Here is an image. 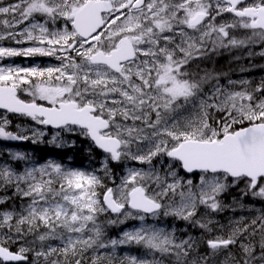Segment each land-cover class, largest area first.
<instances>
[{
	"label": "snow or ice",
	"instance_id": "6c2138e0",
	"mask_svg": "<svg viewBox=\"0 0 264 264\" xmlns=\"http://www.w3.org/2000/svg\"><path fill=\"white\" fill-rule=\"evenodd\" d=\"M0 41L57 62L0 65V141L94 165L0 147V264H264V77L214 66L264 70V0H0Z\"/></svg>",
	"mask_w": 264,
	"mask_h": 264
},
{
	"label": "flooded vegetation",
	"instance_id": "af4514ba",
	"mask_svg": "<svg viewBox=\"0 0 264 264\" xmlns=\"http://www.w3.org/2000/svg\"><path fill=\"white\" fill-rule=\"evenodd\" d=\"M225 19H229V17H225ZM225 54H228V53H225ZM220 57L217 58L214 66L216 65V68L219 69V66H220ZM38 59L40 60L39 62L41 63L39 66H48L50 64H56V60L54 58H51V57H38ZM43 60V61H41ZM256 64H264V60L260 59V58H256L255 61H254ZM219 63V64H218ZM248 66V62H246V66ZM238 68L236 69V67H230L229 69H236V71H238ZM247 73V75H258V77L255 78V80H259L261 77H264V70L260 69L259 67L255 68L254 70L252 71H249V72H245ZM242 78V77H241ZM240 78V79H241ZM14 120H21V119H14ZM22 121V120H21ZM23 122V121H22ZM14 129V127H13ZM51 138V131L48 130V134L43 137V142L41 143H36V144H33L31 143L30 141L28 142H25L22 146H9L8 148H11L13 151L18 149L20 151H24V149L22 147H25V144H29L30 146H32V152H37L38 154H46V157H42V159L40 160L41 162H43V160H46V159H54V156L53 154H57V153H65V152H75L76 153V150H79L81 153L83 154H86L85 152V148H87V141H82V140H77V145L75 148H57L55 145H52V144H49L47 143V141ZM27 149V148H26ZM87 155V154H86ZM88 163L85 162V163H79V164H74L73 167H85ZM117 172H120V169H117ZM118 182V181H117ZM102 219H106V217H102ZM130 226V225H129ZM122 229L121 228H109L108 229V234L109 236H118L119 235V232L121 231ZM134 247V246H133ZM131 247H124L122 248L123 250H127ZM125 253H122V256L124 255Z\"/></svg>",
	"mask_w": 264,
	"mask_h": 264
},
{
	"label": "trees",
	"instance_id": "16d2710c",
	"mask_svg": "<svg viewBox=\"0 0 264 264\" xmlns=\"http://www.w3.org/2000/svg\"><path fill=\"white\" fill-rule=\"evenodd\" d=\"M226 56H227V58L225 59ZM229 57H230L229 54H225L224 53L223 55H221L220 62H222V63L226 62L227 59L229 61L226 62L227 63L226 65H225V63H223V64L220 63L219 70L225 71V72H229L232 79H239L242 76L243 77H247L249 79H255L256 77H258V75H250V74L247 75V73L241 74L239 71H236L237 67H240V65L230 62L231 61L230 60L231 57L230 58ZM246 62H248V61L247 60H243L242 61L243 66H246ZM257 65H259V64H257ZM230 67H236V69H234V70L229 69ZM0 147H8V146L0 144ZM22 148L24 149V152H29V153H31V151L33 150L32 146H30L29 144H25V147H22ZM16 150H18V149H16ZM18 151H20V150H18ZM76 153L73 152V151L65 152V153L60 152V153H57V154H53V156L57 160H61V161L65 162L66 164H70V165L87 162L88 164L85 166L86 168L94 166V165H90L89 164V159L90 158L88 157V155L81 153L79 150H76ZM31 154L38 160H41L42 157H46V154H38L36 151L32 152ZM14 166L15 167H19L18 165H14ZM228 215H230V213ZM221 217H222V219H220ZM221 217H218L221 220V222L222 223H227V216H221ZM177 223L179 224L180 228L184 227L183 223H181V222H177ZM169 226H171V221L170 220H169ZM139 252H140V250L138 248H136L135 246L131 247V248L127 249V250L118 249V254L120 256H122V253H130L132 255H138Z\"/></svg>",
	"mask_w": 264,
	"mask_h": 264
},
{
	"label": "rangeland",
	"instance_id": "374dc122",
	"mask_svg": "<svg viewBox=\"0 0 264 264\" xmlns=\"http://www.w3.org/2000/svg\"><path fill=\"white\" fill-rule=\"evenodd\" d=\"M0 44L7 47H28L31 46L30 44H22L17 45L14 42L10 41H0ZM40 56H33V57H25V56H15V57H4L0 58V65L3 66H21V67H32L36 65H40V60L38 59ZM43 61V60H41ZM240 79V78H239ZM16 123H23L22 121L14 120L13 127ZM14 130V129H13Z\"/></svg>",
	"mask_w": 264,
	"mask_h": 264
},
{
	"label": "water",
	"instance_id": "95a60500",
	"mask_svg": "<svg viewBox=\"0 0 264 264\" xmlns=\"http://www.w3.org/2000/svg\"><path fill=\"white\" fill-rule=\"evenodd\" d=\"M1 143L4 144H20V143H24V142H18V141H0Z\"/></svg>",
	"mask_w": 264,
	"mask_h": 264
},
{
	"label": "bare ground",
	"instance_id": "6f19581e",
	"mask_svg": "<svg viewBox=\"0 0 264 264\" xmlns=\"http://www.w3.org/2000/svg\"><path fill=\"white\" fill-rule=\"evenodd\" d=\"M227 58V56L225 57V59ZM230 58V57H229ZM220 60V59H219ZM230 60H231V58H230ZM227 61H229L228 59H227ZM226 61V62H227ZM226 62H223V63H225V65L227 64ZM231 62V61H230ZM217 63V62H216ZM221 64H223L222 62H220ZM219 64V63H218ZM230 64V63H229ZM215 67H216V65H215ZM221 68V67H220ZM225 68V67H224ZM223 69V68H222ZM21 122V121H20ZM77 154V153H76ZM72 163V162H71ZM220 219H222V217L220 218ZM225 219V218H224Z\"/></svg>",
	"mask_w": 264,
	"mask_h": 264
}]
</instances>
